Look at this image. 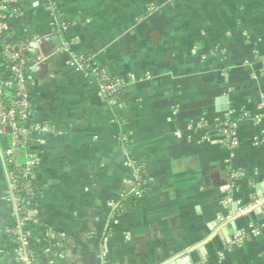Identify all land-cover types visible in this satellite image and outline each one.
Listing matches in <instances>:
<instances>
[{
    "label": "crops",
    "instance_id": "crops-1",
    "mask_svg": "<svg viewBox=\"0 0 264 264\" xmlns=\"http://www.w3.org/2000/svg\"><path fill=\"white\" fill-rule=\"evenodd\" d=\"M19 4L32 119L48 127L30 144L36 264H264V0ZM77 55L118 93L103 94ZM16 223L0 160V264H19Z\"/></svg>",
    "mask_w": 264,
    "mask_h": 264
},
{
    "label": "built area",
    "instance_id": "built-area-1",
    "mask_svg": "<svg viewBox=\"0 0 264 264\" xmlns=\"http://www.w3.org/2000/svg\"><path fill=\"white\" fill-rule=\"evenodd\" d=\"M16 2L17 6L9 11V5ZM19 2L20 0H0V54L5 61L4 70H0V160L17 219L16 225L8 227L6 232L17 244V262L36 264L35 255L29 247V238L32 228L41 225V208L36 184L37 158L30 150V144L36 132L46 131L48 127L32 119L28 75L35 66L30 56L32 40L14 37L8 21L9 17L20 15ZM60 30H66V26L61 25ZM10 37L16 39L10 40ZM72 62L92 77L103 94L113 96L118 93V82L103 67L95 64L91 57L77 55ZM222 131V141L228 147H234L237 143L236 123L223 122ZM144 184L142 174L138 173L135 185L130 190L131 195L143 196ZM231 202V197L223 201L225 205Z\"/></svg>",
    "mask_w": 264,
    "mask_h": 264
},
{
    "label": "trees",
    "instance_id": "trees-1",
    "mask_svg": "<svg viewBox=\"0 0 264 264\" xmlns=\"http://www.w3.org/2000/svg\"><path fill=\"white\" fill-rule=\"evenodd\" d=\"M19 5V3H18ZM17 6V2L16 3H13V4H10L9 5V11H13V8H15ZM20 16L18 17H9L8 18V21H9V25H10V28L14 31L15 29H17L19 27V23H20ZM15 37V36H14ZM12 39L10 40H15L16 38H13V37H10ZM30 74V72L28 73V75ZM38 188V187H37ZM38 190V189H37ZM39 193V191H38Z\"/></svg>",
    "mask_w": 264,
    "mask_h": 264
}]
</instances>
